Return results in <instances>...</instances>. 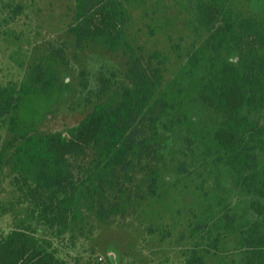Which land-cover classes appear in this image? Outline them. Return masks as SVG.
Returning a JSON list of instances; mask_svg holds the SVG:
<instances>
[{
    "label": "trees",
    "instance_id": "obj_1",
    "mask_svg": "<svg viewBox=\"0 0 264 264\" xmlns=\"http://www.w3.org/2000/svg\"><path fill=\"white\" fill-rule=\"evenodd\" d=\"M194 1L203 35L181 67L191 78L188 107L198 102L216 118L211 136L216 161L231 171L239 193L254 198L250 209L257 219L227 224L225 236L211 234L207 243L195 244L187 264H207L209 256L223 251L224 238L233 240L239 253L227 264H264V117L257 118L264 115V9L255 11V0ZM138 3L144 7L146 1L75 0L68 27L73 46L103 47L120 56L123 76L117 83L99 79L91 110L67 136L27 129L19 117L31 96L62 89L61 73L69 64L63 47L34 59L22 81L0 82V131L11 136L0 149V167L9 169L18 205L27 206L29 219L0 236V264H67L55 240L68 237L75 247L84 229L82 201H95L96 219L108 225L122 214L120 200L130 195L127 179L134 164L147 178L146 190L137 194L140 202L156 199L162 174L175 161L177 141L192 145L188 111L169 116L173 106L162 101L171 55L162 50L146 55L128 35ZM157 24L150 32L159 30ZM174 168L186 172L181 162Z\"/></svg>",
    "mask_w": 264,
    "mask_h": 264
},
{
    "label": "rangeland",
    "instance_id": "obj_2",
    "mask_svg": "<svg viewBox=\"0 0 264 264\" xmlns=\"http://www.w3.org/2000/svg\"><path fill=\"white\" fill-rule=\"evenodd\" d=\"M145 1L144 7L138 3L128 35L146 55L155 50L171 55V80L162 101L173 106L169 116L177 118L188 111L194 122L189 133L192 145L187 148L185 140L177 141L175 161L163 172L156 199L140 202L137 194L146 190L147 178L142 167L134 164L127 179L130 195L120 200L122 214L108 225L96 219L95 201H82L84 229L76 235L75 247L68 237L55 240L58 256L67 264H187L195 244L207 243L211 234L225 236L227 224L257 219L250 209L254 198L239 193L231 171L216 161L211 141L216 118L198 102L188 107L193 95L191 78L181 72V67L192 45L203 35L196 2ZM74 7L75 0H0L1 83L22 81L31 62L55 48L63 47L67 52L69 64L61 73L62 89L31 96L24 103L19 117L27 129L67 136L91 110L100 90L99 79L116 83L122 79L120 56L103 47L79 50L73 46L68 27ZM168 7L171 10L167 11ZM252 8L262 11L264 0H255ZM154 23L159 27L155 33L148 28ZM263 117L260 114L257 118L262 121ZM9 139L10 134L1 130V150ZM180 162L185 164L184 174L174 168ZM9 173L8 168L0 167V236L9 234L20 221L29 222L27 206L18 205L20 196ZM2 208L7 209L6 214ZM234 247L233 240L224 238L223 251L209 256L207 264H227L232 256L239 258Z\"/></svg>",
    "mask_w": 264,
    "mask_h": 264
},
{
    "label": "water",
    "instance_id": "obj_3",
    "mask_svg": "<svg viewBox=\"0 0 264 264\" xmlns=\"http://www.w3.org/2000/svg\"><path fill=\"white\" fill-rule=\"evenodd\" d=\"M112 261H113V260H112V258H111V263H112Z\"/></svg>",
    "mask_w": 264,
    "mask_h": 264
}]
</instances>
